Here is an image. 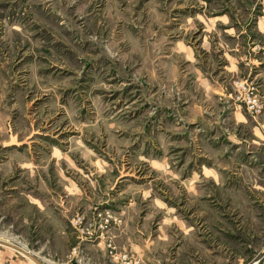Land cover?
I'll use <instances>...</instances> for the list:
<instances>
[{"label":"rangeland","instance_id":"rangeland-1","mask_svg":"<svg viewBox=\"0 0 264 264\" xmlns=\"http://www.w3.org/2000/svg\"><path fill=\"white\" fill-rule=\"evenodd\" d=\"M224 3L0 0V192L6 191L7 181H28L35 174L43 178L44 194L58 193L59 218L64 224L69 221L76 235L67 254L68 264H99L82 255V242L97 238L104 241L105 264H121L110 253L108 239L116 252H126L142 264L128 248H119L110 232L113 224L122 221L119 207L131 198L153 229L162 221V211L151 210L148 204L154 196L164 200L171 215L185 218L178 181L189 172L187 164H182L190 154L188 144L197 127L183 122L181 107L184 99L195 100L200 94L203 105L212 103L213 113L222 111L219 99L204 95L203 87H210L194 80L196 63L206 76L230 84L229 93L248 111H262L256 78H230L219 72L228 61L219 48L231 39L220 24L215 23L217 29H213L209 21L227 10ZM231 11L235 17H246L248 12L242 7ZM203 37L213 42L212 50L202 46L207 44ZM181 41L192 48V52L188 48L190 60L180 52ZM238 80H250L257 87L259 111L247 106ZM184 89L188 92L183 95ZM208 116L206 121L211 123L215 115ZM222 117L218 123L226 127ZM31 121L37 130L23 137ZM4 124L9 130L5 131ZM12 131H18L17 142L5 140ZM21 159L36 161L37 166L31 164L30 170ZM74 188L86 193V199L72 201L70 195L79 196ZM105 215L110 219L107 239L79 233L81 225ZM200 218L205 226V217ZM169 222L173 231L176 221ZM175 232L164 251L167 264L178 248ZM233 234L238 235L234 240H245L242 233ZM73 247L77 253L71 252ZM159 249L155 247V254ZM234 250L219 243L215 252L222 256ZM253 262L260 264L258 257L246 264Z\"/></svg>","mask_w":264,"mask_h":264},{"label":"crops","instance_id":"crops-1","mask_svg":"<svg viewBox=\"0 0 264 264\" xmlns=\"http://www.w3.org/2000/svg\"><path fill=\"white\" fill-rule=\"evenodd\" d=\"M240 7L248 11L246 17H235L231 11ZM224 8L225 12L214 14L209 21L213 29L215 23L220 24L231 39L225 45L221 43L219 48L220 55L228 60L219 72H225L230 78H256L263 109L259 114L248 111L231 96L227 88L230 84L223 85L224 79L206 76L196 63L194 80L210 87L209 90L203 87L204 95L209 93L210 97L214 95L215 100L219 99L222 111L213 113L212 103L203 105L200 94L195 100L184 99L186 103L181 107L183 122L194 123L197 127L192 131L193 141L188 144L190 154L182 164H187L189 172L178 181L185 218L171 215V208L164 200L154 196L148 204L151 210L162 211V221L153 229L147 225L146 215L140 216L131 198L119 207L122 221L113 224L110 231L118 247L128 248L140 257L142 264H167L164 251L170 247L175 231H178L179 244L168 264H246L257 257L259 263L264 264V237L260 234L264 233V0H225ZM216 34L218 39L219 32ZM204 40L207 41V37H203L205 43ZM211 43L207 41L202 46L208 50ZM178 46L186 58L187 54L191 57L189 45L181 41ZM187 92L188 89H184L183 95ZM208 115H215L211 123L206 121V118L210 120ZM220 117L226 118V127L218 123ZM28 124L23 130L29 131L24 132L23 137L37 130L32 121ZM4 128L9 130L8 124H4ZM17 135L18 131L9 132L5 140L17 142ZM220 136L223 139L220 140ZM21 160L30 170L32 165L37 166L36 161ZM7 182L3 186L6 191L0 192V202L3 201L0 264H68L67 254L76 243V235L70 222L64 224L59 218L58 193L44 194L40 175L29 176L28 181ZM22 183L25 186L18 185ZM75 190H79L75 192L79 196L70 195L72 201L86 199V193L79 188ZM200 217H205V226ZM169 220L176 221L173 231L169 228ZM233 233H242L245 240H234L238 235ZM219 243L236 250L221 256L215 252ZM104 246L103 239L85 240L82 255L92 262L105 264ZM158 246L162 251L159 249L155 254ZM43 247H47L45 254Z\"/></svg>","mask_w":264,"mask_h":264},{"label":"built area","instance_id":"built-area-1","mask_svg":"<svg viewBox=\"0 0 264 264\" xmlns=\"http://www.w3.org/2000/svg\"><path fill=\"white\" fill-rule=\"evenodd\" d=\"M238 85L243 89L242 95L244 100L247 103V106L253 110V111H259L261 109V102L257 99L256 90L257 87L253 85V83L248 80L245 82L244 80H238ZM81 219V217H79ZM110 219L107 215L99 216L97 219H95L92 222L85 223L84 225L80 226V231L83 236L86 237H102L107 239L105 235V231L108 228ZM107 246L109 247V251L114 257L115 261H121V264H137V259H131L126 252L118 253L115 250V245L112 243L111 240H107ZM72 253H77V247H73L71 250ZM75 264H85L82 261H79ZM252 264H256V262H253Z\"/></svg>","mask_w":264,"mask_h":264}]
</instances>
